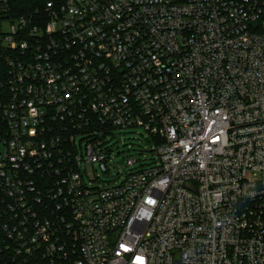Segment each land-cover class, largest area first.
I'll use <instances>...</instances> for the list:
<instances>
[{
    "label": "built area",
    "instance_id": "2783aa9c",
    "mask_svg": "<svg viewBox=\"0 0 264 264\" xmlns=\"http://www.w3.org/2000/svg\"><path fill=\"white\" fill-rule=\"evenodd\" d=\"M141 262L264 264V0H0V264Z\"/></svg>",
    "mask_w": 264,
    "mask_h": 264
},
{
    "label": "rangeland",
    "instance_id": "374dc122",
    "mask_svg": "<svg viewBox=\"0 0 264 264\" xmlns=\"http://www.w3.org/2000/svg\"><path fill=\"white\" fill-rule=\"evenodd\" d=\"M147 132L144 129H128L126 131H115L110 136L109 147L112 151V163H109V178L106 179L97 165H89L84 172L85 181L93 187L111 188L120 185L124 176L130 171L126 170L120 163L128 160L138 161L135 169H150L152 167L153 155L150 152L151 145L145 139ZM142 165V168H139ZM139 168V169H138ZM134 169V168H133Z\"/></svg>",
    "mask_w": 264,
    "mask_h": 264
},
{
    "label": "trees",
    "instance_id": "16d2710c",
    "mask_svg": "<svg viewBox=\"0 0 264 264\" xmlns=\"http://www.w3.org/2000/svg\"><path fill=\"white\" fill-rule=\"evenodd\" d=\"M50 0H12L13 5L22 13L25 9H35Z\"/></svg>",
    "mask_w": 264,
    "mask_h": 264
},
{
    "label": "snow or ice",
    "instance_id": "6c2138e0",
    "mask_svg": "<svg viewBox=\"0 0 264 264\" xmlns=\"http://www.w3.org/2000/svg\"><path fill=\"white\" fill-rule=\"evenodd\" d=\"M141 264H142V262H141Z\"/></svg>",
    "mask_w": 264,
    "mask_h": 264
}]
</instances>
